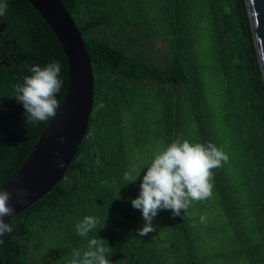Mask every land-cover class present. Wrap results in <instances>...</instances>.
Wrapping results in <instances>:
<instances>
[{
    "label": "trees",
    "instance_id": "1",
    "mask_svg": "<svg viewBox=\"0 0 264 264\" xmlns=\"http://www.w3.org/2000/svg\"><path fill=\"white\" fill-rule=\"evenodd\" d=\"M61 1L93 69L87 134L63 180L8 222L2 264H70L73 250L93 237L110 247L112 264H264V81L246 0ZM7 4L0 52L6 39L17 47L5 51L6 61L0 56V185L51 119L27 122L13 86L32 75L31 66L56 60L64 81L59 102L69 83L46 21L28 0ZM154 41L160 58L146 49ZM181 137L213 143L229 160L212 170L210 198L180 216L159 211L156 230L139 236L145 221L131 200L154 155ZM149 145L156 153L142 161L136 154ZM126 171L140 176L128 184ZM88 215L99 224L81 237L75 225ZM208 216L224 223L220 253L206 252Z\"/></svg>",
    "mask_w": 264,
    "mask_h": 264
},
{
    "label": "clouds",
    "instance_id": "2",
    "mask_svg": "<svg viewBox=\"0 0 264 264\" xmlns=\"http://www.w3.org/2000/svg\"><path fill=\"white\" fill-rule=\"evenodd\" d=\"M7 9V0H0V17L5 16ZM29 71L32 75L13 86V97L22 103L27 122H46L56 117L61 108L57 99L64 83L60 78L61 63L56 60L45 67L35 65ZM60 142H66V138L60 137ZM228 160L224 150L215 144L191 143L182 137L157 152L143 175L139 195L131 200L132 207L142 211L145 221L144 226L138 229V235L144 237L156 230L153 220L159 211L171 210L173 217L180 216L181 211L186 212L193 201L210 198L212 170ZM60 166L63 167L62 162ZM139 176L126 171L123 179L129 184ZM14 191L21 202L29 195L26 188H16ZM11 199L12 192L0 186V236L13 231L11 224L5 222V217L13 216L15 212L10 204ZM204 219L202 216L201 221ZM98 224L97 217L88 215L75 225V229L79 236L87 237ZM104 242L101 237L89 239L86 249L73 250L70 264H112L107 257L110 247H106ZM0 243L3 241L0 240Z\"/></svg>",
    "mask_w": 264,
    "mask_h": 264
},
{
    "label": "water",
    "instance_id": "3",
    "mask_svg": "<svg viewBox=\"0 0 264 264\" xmlns=\"http://www.w3.org/2000/svg\"><path fill=\"white\" fill-rule=\"evenodd\" d=\"M28 1L56 35L67 60L69 83L57 116L46 124L21 166L0 185L12 192L10 204L15 208L13 216L5 217L6 223L63 180L87 134L93 105L90 54L71 13L61 0ZM246 4L264 81V0H246ZM60 137H65L66 142L61 143ZM16 188L28 190L23 202L17 198Z\"/></svg>",
    "mask_w": 264,
    "mask_h": 264
},
{
    "label": "rangeland",
    "instance_id": "4",
    "mask_svg": "<svg viewBox=\"0 0 264 264\" xmlns=\"http://www.w3.org/2000/svg\"><path fill=\"white\" fill-rule=\"evenodd\" d=\"M152 47V48H151ZM146 49L148 50L149 54L153 58H160L161 55L159 52L161 51L159 42L154 41L149 46L146 45ZM154 150V149H153ZM152 147L146 146L142 149V151L138 152L136 155L141 157L142 161H149L152 160V155L156 153V150L153 151ZM223 221L221 222L218 219H215L213 217L208 216V219L206 220V226L209 227L208 233H204L203 239L206 242V252H215L220 253L222 252V242L226 240V237H223L224 234V227H223ZM207 234V235H206ZM206 235V236H205ZM221 258V256H219Z\"/></svg>",
    "mask_w": 264,
    "mask_h": 264
},
{
    "label": "flooded vegetation",
    "instance_id": "5",
    "mask_svg": "<svg viewBox=\"0 0 264 264\" xmlns=\"http://www.w3.org/2000/svg\"><path fill=\"white\" fill-rule=\"evenodd\" d=\"M4 23H1V25H3ZM0 31H2V28H1V26H0ZM0 37H1V34H0ZM8 40L9 39H6V41H7V44H5V45H7L6 46V50L5 51H9L10 49H11V47H12V52H14V51H16V45L15 44H13L12 46L8 43ZM14 43H15V41H14ZM5 51L4 52H0V56H2V57H4L3 59H2V61L4 62V61H6L7 60V57L5 56Z\"/></svg>",
    "mask_w": 264,
    "mask_h": 264
}]
</instances>
